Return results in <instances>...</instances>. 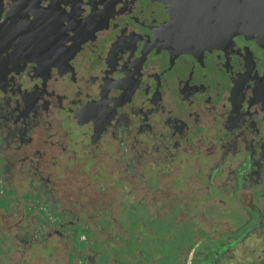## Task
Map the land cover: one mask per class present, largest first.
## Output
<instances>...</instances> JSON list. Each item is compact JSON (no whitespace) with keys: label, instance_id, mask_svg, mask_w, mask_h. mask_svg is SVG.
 <instances>
[{"label":"flooded vegetation","instance_id":"obj_1","mask_svg":"<svg viewBox=\"0 0 264 264\" xmlns=\"http://www.w3.org/2000/svg\"><path fill=\"white\" fill-rule=\"evenodd\" d=\"M259 23L257 0H0V217H20L5 250L17 234L30 264L34 237L72 262L121 188L206 215L180 226L227 232L241 264H264ZM35 203L53 214L24 223Z\"/></svg>","mask_w":264,"mask_h":264},{"label":"crops","instance_id":"obj_2","mask_svg":"<svg viewBox=\"0 0 264 264\" xmlns=\"http://www.w3.org/2000/svg\"><path fill=\"white\" fill-rule=\"evenodd\" d=\"M159 199L160 204L165 201V199L162 200L159 197L156 201H154L152 209H157V207L154 206L158 204ZM203 201H200V203L203 204ZM35 204V214H37V212L39 211L42 212V207H45V205L40 203ZM145 204L146 201L139 202L135 199H129L126 196H122V199H120V197L117 196L116 201L114 202V213L112 216L107 217V222L109 224L105 223L99 225L97 223V220L99 218L104 217L103 214L101 216H98L97 218H94L93 220L85 218L83 222V233L88 236L87 241H90V246L82 250V264H100L99 260L103 255L104 251L97 250L95 248L96 243H101L102 245L109 243L110 245H115L116 247H119L118 252L109 253L107 258L104 260V264H165L163 261L165 259L166 254L164 253L163 248H159L162 246H159L158 244H155L153 246L146 244L147 241H150V236L153 235V237H155L158 225L153 228L145 227L148 226L145 219L146 217L150 215L152 216V218L149 217L148 219L157 220L158 217L162 218L163 215L159 210L151 212L154 211L152 209H148L147 211L150 210V212L144 213V210H141V208H143ZM136 206H141V208ZM134 208L137 209L136 216L138 213L141 215V217L138 218L140 220L139 223H133V221H130V219L133 220L134 218H136V216H133L132 218L125 216V211L129 209L133 210ZM173 219L176 222L174 223L175 226H180V224H182L183 222L189 221V224L202 222L203 226L207 228V222L210 218H208L206 215L202 218H196L195 216H191L189 214L187 216H174ZM128 224L133 225V238L132 236H129V231L124 227ZM188 227L180 226V228H184V237H188L189 239L184 241L185 244L183 246L175 250L177 253L178 251H180V254L177 256L176 259H174L177 264H184V258L186 256L188 248L197 242H202V244L198 248L199 250L197 253V264L199 262L211 264L214 259H219V264H241L239 259L241 258L242 250L240 249L237 251L232 246H226L225 244L227 242L226 238L228 237L227 232H225L224 234L216 233L213 237L212 235H209L204 229H196L195 225L194 228H192V226L190 225ZM230 236L231 234L229 235V237ZM133 241L136 243L137 246H134ZM163 242H165V240H163ZM125 243L127 245V248H124L123 250L120 247H125ZM179 243L180 242H176L175 244ZM112 247L114 246H111V248Z\"/></svg>","mask_w":264,"mask_h":264},{"label":"rangeland","instance_id":"obj_3","mask_svg":"<svg viewBox=\"0 0 264 264\" xmlns=\"http://www.w3.org/2000/svg\"><path fill=\"white\" fill-rule=\"evenodd\" d=\"M0 187H1V184H0ZM0 193H2L1 189H0ZM117 196H119L120 199H122V196H124L123 194H121V188L118 189L117 195H115V199H114L115 201H116V197ZM0 199H1V201H0L1 204H6L7 203L6 200H4L3 198H0ZM41 201H44V200L41 198ZM22 202H23L24 206H25V204H28L30 206L33 204V203H25L24 201H22ZM44 205H45V207H47V203L44 204ZM152 206L153 205H151V201L148 199V201L146 202L144 207H146L147 209L151 210ZM136 207H140L141 208V206H136ZM154 207H157V209H152L154 211H151V212H155V211L159 210L162 213L163 217L162 218L158 217L157 220L156 219L152 220V219H148L149 217L152 218V216L149 215L148 217L145 218L146 219V223L148 224V226H145L146 228H149V227L153 228V227H156V225H158L157 230H159V231L156 230L155 237H153V235L150 236V238H149L150 241H147L146 244H149V245H152V246L155 245V244H158L159 246H162V247H159V248H163L164 249V253L166 254L165 255V259H164L163 262L165 264H177V262L174 259H176L177 256L180 254V251H178V253H177L175 250L178 249L179 247L183 246L185 244L184 241L188 240L189 238L188 237L187 238L184 237L185 236V233H183L184 228L182 229L180 227H176L175 226L174 223H176V222L173 219L175 215L170 214L168 212L167 208H163L162 207V205L160 204V199H159L158 204H156ZM47 208L42 207V212L39 211L36 214L37 218L33 217V219H29V218L24 219L25 220L24 223H26V222L30 223V222H33V221L37 222L39 220H42L45 216L46 217H48V216L50 217V214L51 213L53 214V212H51L52 211L51 209L48 210ZM33 210L35 212L36 208H33ZM141 210H144V209L141 208ZM150 210L149 211L145 210L144 213L145 212H150ZM136 211H137L136 208H134L133 210L129 209V210L125 211V216L132 218L133 216H136ZM27 214H32L33 216H35L34 215L35 213H33V212L32 213L28 212ZM98 215L100 216V214H98ZM103 216H104L103 218L101 217V218H99L97 220V223L99 225L108 223L107 222L108 218L104 214H103ZM139 217H141V215L138 213L136 218H134L133 220L130 219V221H133V223L134 222L135 223H139V221H140L138 219ZM19 218H20L19 216H11L8 219H6L4 217H0V237L2 236L1 234L6 233L5 232V226H7V225H9V224H11L13 222H17L19 220ZM4 220L6 222H4ZM124 227L129 231V236L130 237L132 236V238H133L134 237L133 225L128 224L127 226H124ZM166 231H167V233H166ZM15 232H16V230H15ZM83 232H84V229H78L77 232H76V237H79L80 234H82ZM8 234H9V236H11V239L13 240V244H12L13 246L7 252L8 254H1L0 253V259H1V261L4 264H22V262H18L17 260L21 256L20 255L21 253H20L19 250L23 249L24 248L23 245H25V244L24 243L22 244V241L19 240L18 237H16L17 234H11V233H8ZM33 235H35V234H33L31 232V229H29V235L28 236L31 237ZM1 239H3V238H1ZM78 240L76 242L79 245H71L69 248L66 247V249H67L66 252L67 253H69L71 255V254L76 253V252H73L76 249H78L79 252H80V251H82V250H84V249H86V248H88L90 246V241L83 240L82 242H79ZM163 240H165V242H163ZM176 242H180V243L179 244H175ZM9 243H10L9 241H6V244L4 243L2 245V248L5 250L7 248V245H9ZM32 243H33V246L27 245L28 249H26L24 251V255H23V258H25L30 264H53V262L50 261L47 258V256L50 255L51 257H55L56 254L60 255L62 253V249L61 248H59V250H54V247L52 246L51 243H47V244L42 245V243H40V240H39V242L36 243V240L34 239V237H33V241L31 242V244ZM66 243H68V242H66ZM111 246H114V247L111 248ZM134 246H137L135 242H134ZM95 248L97 250H103L104 251L103 255L101 256V258L99 260L100 264H104V260L107 258L109 253H111V252L115 253V252L119 251V247H116L115 245H110L109 243H106V244H103V245L101 243H96L95 244ZM116 248H118V249H116ZM120 248H122L123 250H124V248H127L126 243H125V247L123 246V247H120ZM0 250H1V248H0ZM73 256L75 258H77V259H74L72 262H67L65 264H82L83 257H81L82 256L81 253L78 256H75V255H73ZM122 264H124V263H122Z\"/></svg>","mask_w":264,"mask_h":264},{"label":"water","instance_id":"obj_4","mask_svg":"<svg viewBox=\"0 0 264 264\" xmlns=\"http://www.w3.org/2000/svg\"><path fill=\"white\" fill-rule=\"evenodd\" d=\"M257 20L260 21L257 28L264 29V0H257Z\"/></svg>","mask_w":264,"mask_h":264},{"label":"built area","instance_id":"obj_5","mask_svg":"<svg viewBox=\"0 0 264 264\" xmlns=\"http://www.w3.org/2000/svg\"><path fill=\"white\" fill-rule=\"evenodd\" d=\"M85 238V236H83V239ZM199 243H195L193 244V246L190 248V250L188 251V254L186 256L185 259V264H194V258H195V253L197 250Z\"/></svg>","mask_w":264,"mask_h":264},{"label":"trees","instance_id":"obj_6","mask_svg":"<svg viewBox=\"0 0 264 264\" xmlns=\"http://www.w3.org/2000/svg\"><path fill=\"white\" fill-rule=\"evenodd\" d=\"M1 238H3V237H0V248H1L0 253H1V254H7V251L2 249V245L4 244V239H5V238H3V239H1ZM7 250H8V249H7ZM1 263H2V261H1V259H0V264H1ZM2 264H3V263H2Z\"/></svg>","mask_w":264,"mask_h":264}]
</instances>
